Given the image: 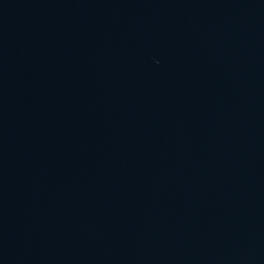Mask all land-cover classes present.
Instances as JSON below:
<instances>
[{
  "label": "water",
  "instance_id": "1",
  "mask_svg": "<svg viewBox=\"0 0 264 264\" xmlns=\"http://www.w3.org/2000/svg\"><path fill=\"white\" fill-rule=\"evenodd\" d=\"M0 264H264V0H0Z\"/></svg>",
  "mask_w": 264,
  "mask_h": 264
}]
</instances>
